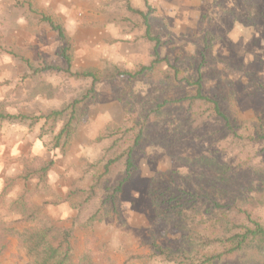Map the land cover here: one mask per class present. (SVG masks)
I'll list each match as a JSON object with an SVG mask.
<instances>
[{
    "label": "rangeland",
    "instance_id": "1",
    "mask_svg": "<svg viewBox=\"0 0 264 264\" xmlns=\"http://www.w3.org/2000/svg\"><path fill=\"white\" fill-rule=\"evenodd\" d=\"M129 8L151 10L149 29ZM47 19L64 28L66 43ZM67 44L71 71L100 82L33 74L28 64L64 69ZM157 58L152 71L105 77ZM198 81L206 100L186 101ZM75 99L65 150H47L54 134H41V124L0 122V264H35L19 241L24 230L74 222V264L84 255L90 264H173L150 242L175 245L155 217L179 191L264 216V0H0V112L39 116ZM132 146L131 179L109 202ZM50 159L40 179L34 170ZM79 189L87 193L64 202Z\"/></svg>",
    "mask_w": 264,
    "mask_h": 264
},
{
    "label": "trees",
    "instance_id": "2",
    "mask_svg": "<svg viewBox=\"0 0 264 264\" xmlns=\"http://www.w3.org/2000/svg\"><path fill=\"white\" fill-rule=\"evenodd\" d=\"M129 9L133 13L142 16L147 29H149L148 20L151 10L144 13L141 10ZM47 21L54 30L58 31L60 40L66 43L67 37L64 28L61 25H55L51 19H47ZM146 36L149 40H158L150 35L149 30H147ZM61 56L66 66L64 69L55 66L38 68L31 64H28V66L35 75L44 72H61L77 80H91L93 86L101 81L102 77L92 71H71L72 56L71 48L68 44L62 49ZM159 61L160 59L157 58L151 65L142 67L135 74L114 68L105 77H135L136 75L152 71ZM197 86V94L193 98H187L186 101L206 100L201 92L199 81ZM90 91L91 93L95 92L93 87ZM81 101L72 100L59 110H51L39 116L4 114L0 112V122L8 120L29 123V128H34L37 124H41L39 128L41 134H54L50 144L46 146L47 150L49 152L65 150L75 132V124L78 120V107ZM215 110L219 116L226 119L218 106L215 107ZM60 121H62V126L55 134V128ZM225 122L227 124V119ZM139 142L140 136L137 137L135 146ZM134 152V146L125 152L126 177L113 189L109 202L117 200L124 186L130 181L131 173L134 169ZM54 165L55 160L50 159L41 168L34 170V173L38 174L40 179H46ZM20 178L26 179L27 177L21 175L17 179ZM86 193V190L83 189L71 191L66 195L64 202L70 201L72 197ZM90 194V198H87L89 200L94 198L96 194L94 186H91ZM260 214L261 212L257 210H242L233 207L229 203L221 204L215 198L197 197L189 192L179 191L177 195L170 198L168 210H157L155 217V223L162 227L166 235L171 233L177 236L175 245L163 248L154 237L150 242L153 255L173 264H227L230 259L240 255L243 256H241V259L244 260H241L239 264H264V216ZM21 217L25 221H32L35 215L21 213ZM94 219L97 220L95 215L90 219V222ZM75 224L74 222L71 228L53 224L27 229L20 234L19 241L22 244L24 243L28 254L33 258L35 264H74L72 260ZM1 254L2 252H0ZM77 264H90L88 255H84Z\"/></svg>",
    "mask_w": 264,
    "mask_h": 264
}]
</instances>
